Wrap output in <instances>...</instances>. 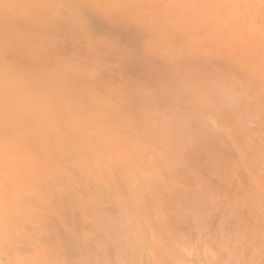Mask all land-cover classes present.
Masks as SVG:
<instances>
[{
  "label": "rangeland",
  "instance_id": "obj_1",
  "mask_svg": "<svg viewBox=\"0 0 264 264\" xmlns=\"http://www.w3.org/2000/svg\"><path fill=\"white\" fill-rule=\"evenodd\" d=\"M75 263L264 264V0H0V264Z\"/></svg>",
  "mask_w": 264,
  "mask_h": 264
},
{
  "label": "bare ground",
  "instance_id": "obj_2",
  "mask_svg": "<svg viewBox=\"0 0 264 264\" xmlns=\"http://www.w3.org/2000/svg\"><path fill=\"white\" fill-rule=\"evenodd\" d=\"M66 250H68V249H66ZM70 259H68V261H69ZM73 261V260H72ZM75 261V260H74ZM71 263V262H70ZM75 264H77V263H75Z\"/></svg>",
  "mask_w": 264,
  "mask_h": 264
}]
</instances>
